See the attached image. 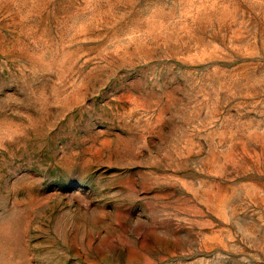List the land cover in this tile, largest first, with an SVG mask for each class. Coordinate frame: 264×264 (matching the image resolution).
<instances>
[{"label":"rangeland","instance_id":"obj_1","mask_svg":"<svg viewBox=\"0 0 264 264\" xmlns=\"http://www.w3.org/2000/svg\"><path fill=\"white\" fill-rule=\"evenodd\" d=\"M0 264H264V0H0Z\"/></svg>","mask_w":264,"mask_h":264}]
</instances>
